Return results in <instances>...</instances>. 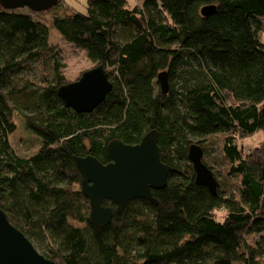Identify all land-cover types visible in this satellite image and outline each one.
I'll return each instance as SVG.
<instances>
[{
	"label": "trees",
	"instance_id": "obj_1",
	"mask_svg": "<svg viewBox=\"0 0 264 264\" xmlns=\"http://www.w3.org/2000/svg\"><path fill=\"white\" fill-rule=\"evenodd\" d=\"M182 1L192 3L183 23L169 13L180 0H86L84 12L51 11L61 37L112 83L88 113L57 95L70 81L48 26L0 5V208L55 264H264V140L242 143L264 131V0ZM151 130L171 167L152 190L157 204L136 198L118 213L104 200L113 216L97 229L74 188L82 179L74 157L107 163L108 142L136 144ZM213 134L237 191L218 179L213 195L195 182L189 146L205 153ZM202 162L216 176L203 153ZM226 228L232 239L215 237Z\"/></svg>",
	"mask_w": 264,
	"mask_h": 264
},
{
	"label": "water",
	"instance_id": "obj_2",
	"mask_svg": "<svg viewBox=\"0 0 264 264\" xmlns=\"http://www.w3.org/2000/svg\"><path fill=\"white\" fill-rule=\"evenodd\" d=\"M59 0H0L6 9L27 7L36 12L49 10ZM209 6L201 9L208 13ZM157 79L163 93L168 91L167 73H158ZM112 90L102 65H94L83 71L74 81L61 85L57 95L66 107L77 113L91 112L106 99ZM157 131L147 132L136 144H125L113 139L105 147L110 159L102 163L92 155L75 156V165L81 179V192L89 201V216L92 224L101 229L112 219L113 210L104 206L109 200L116 204L120 213L126 204L136 198L157 204L152 189H161L166 185L171 167L160 160V148L157 144ZM202 149L193 143L188 149V160L195 172V182L205 186L215 195L217 179L212 171L202 162ZM0 264H55L41 254L33 243L16 228L0 208Z\"/></svg>",
	"mask_w": 264,
	"mask_h": 264
},
{
	"label": "rangeland",
	"instance_id": "obj_3",
	"mask_svg": "<svg viewBox=\"0 0 264 264\" xmlns=\"http://www.w3.org/2000/svg\"><path fill=\"white\" fill-rule=\"evenodd\" d=\"M132 4L139 2V0H128ZM192 3L189 2H183L180 0L171 10H170V16L171 20L176 23H183L188 21V8ZM85 5L86 0H61L60 3L58 2L55 6H53L49 10L45 11H32L28 9L27 7H21L17 8L20 12L31 14L34 18L37 20L43 22L48 26L49 29V42L51 44L57 45V47L60 50V53L63 58V62L65 65V68L63 69V73L65 74L66 78L69 81L76 80L83 71L91 68L94 66L88 58L85 55V52L75 47L74 45L68 43L65 41L61 35L57 32V30L51 25V11L55 12L56 9H59L58 13H64V14H71L75 11L84 12L85 11ZM64 11V12H63ZM21 120L17 118L16 125L17 128L15 130L17 132V140L19 141V144L24 145V140L26 137V132L24 129H20ZM220 135L221 134H213L210 136H207L204 139L206 151L203 152V157L208 161V163L213 167V169L216 170V179L221 181L222 185H229L230 188H235L236 185V179L232 178L227 181L226 177L224 176V170H225V161L223 159L222 153H221V141H220ZM15 139V138H14ZM264 140V131L257 132L253 136L243 139L242 143L244 145H247L245 147V150H248L255 146L258 143H262ZM249 146V147H248ZM19 148H23V146L18 145ZM22 150V149H21ZM227 181V182H226ZM226 182V183H225ZM232 184V185H231ZM74 188H80L78 185H74ZM215 237L218 239H221L223 241L232 239L234 237L233 235V229L232 228H226L222 231L217 232L214 234Z\"/></svg>",
	"mask_w": 264,
	"mask_h": 264
},
{
	"label": "flooded vegetation",
	"instance_id": "obj_4",
	"mask_svg": "<svg viewBox=\"0 0 264 264\" xmlns=\"http://www.w3.org/2000/svg\"><path fill=\"white\" fill-rule=\"evenodd\" d=\"M109 161H110V159H109ZM108 161V162H109ZM79 186H80V189H81V182L79 183ZM153 190V189H152ZM112 202V201H111ZM113 203V202H112ZM114 204V206L116 207V204L115 203H113ZM107 207H110V206H107ZM111 209H112V207H110Z\"/></svg>",
	"mask_w": 264,
	"mask_h": 264
}]
</instances>
